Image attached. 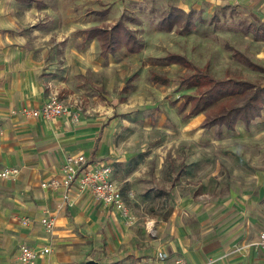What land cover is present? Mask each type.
<instances>
[{"label": "rangeland", "instance_id": "rangeland-1", "mask_svg": "<svg viewBox=\"0 0 264 264\" xmlns=\"http://www.w3.org/2000/svg\"><path fill=\"white\" fill-rule=\"evenodd\" d=\"M34 1L0 0V39H55V79L62 82L59 96L79 95L91 113L88 117L82 109L83 120L115 118L117 149L134 153V162L142 170L137 185L164 190L170 186L173 195H193L192 206L201 207L208 218L214 214L222 223L250 219L258 236L248 246L259 245L264 232V105L248 124L239 120L232 129L203 127L205 112L187 115L188 105L178 108L182 94L194 92L195 87L178 86V77L191 69L169 61L167 55L182 54L201 68L207 63V71L215 77L230 75L264 84V71L232 52L237 49L264 66V39H255L246 30V23H259L262 15L241 4L230 7V12L219 7L213 22L192 17L187 28L179 31L159 23L165 12L159 4L164 0ZM120 17L143 43L138 51L122 45L114 53L102 54L97 38L83 42L82 29L94 24L109 27ZM152 71L169 76L171 82L152 81ZM25 106L11 113L22 115L19 110ZM71 120L77 123L79 118ZM84 145L87 142L64 156L76 154L88 160ZM127 197L134 200L135 195L131 192ZM135 209L137 214L151 210L139 205ZM14 242L15 236L7 240L0 235V264H18ZM71 245L67 264L106 261L100 249L103 239L98 244L78 231ZM240 245H232L229 253L240 250Z\"/></svg>", "mask_w": 264, "mask_h": 264}, {"label": "crops", "instance_id": "crops-1", "mask_svg": "<svg viewBox=\"0 0 264 264\" xmlns=\"http://www.w3.org/2000/svg\"><path fill=\"white\" fill-rule=\"evenodd\" d=\"M236 4L262 15L261 22L246 23V30L253 35L247 27L264 23V0H164L159 10L177 6L192 11V17L200 22H213L219 16V7L229 8L230 12V7ZM48 40L0 39V123L4 129L0 137V168H19L15 178L0 177V235L7 240L15 236L16 262L20 264L19 246L28 244L49 248L38 255L36 264H67L71 258L68 250L79 231L98 244L104 240L100 249L105 252L106 261L100 260V264H159L154 259L158 250H165L170 258L182 256L187 264H264L261 247L248 246L258 236L250 219L222 223L214 214L208 218L201 207L192 206L193 195H173L170 186L164 190L137 185L142 170L134 162V153L117 149L120 138L115 132V118L83 120L82 109L88 117L91 113L79 95L59 96L70 102L72 110L80 108L77 123L70 115L43 119L11 113V109L21 105L41 106L51 91L59 92L62 82L55 79V39ZM85 142L83 149L91 163L111 164V177L119 185L131 217L122 216L89 192L72 189L65 198L63 187L55 190L41 187L42 180L60 171L64 154L79 151ZM131 192L134 200L127 197ZM137 205L151 210L137 214ZM50 215L55 223L48 232L41 219ZM23 216L31 219L29 225L21 224ZM137 223L141 227H136ZM238 242L240 250L229 253Z\"/></svg>", "mask_w": 264, "mask_h": 264}, {"label": "trees", "instance_id": "trees-1", "mask_svg": "<svg viewBox=\"0 0 264 264\" xmlns=\"http://www.w3.org/2000/svg\"><path fill=\"white\" fill-rule=\"evenodd\" d=\"M22 1L30 2L31 0ZM192 16V11L186 12L177 6H170L160 17L159 23L169 30L179 28V31H182V29L187 28ZM214 18H210L209 21L214 20ZM247 29L252 31L254 38L264 39V23L253 24ZM82 31L85 40L97 38L102 54L114 53L122 45H125L130 52H136L143 45L125 24L123 17H120L109 27L94 24L85 27ZM232 52L241 56L247 64L264 71L263 65L251 60L239 50L233 49ZM167 59L171 62L181 63L191 69L189 73H184L178 77V86L186 85L187 87H195V89L193 93L182 94V101L178 108L183 110L188 105L187 115L200 111L205 112L202 121L203 127L224 125L232 129L237 121L241 120L244 124H248L260 115L264 105V84L237 76L215 77L207 71V63L201 68L193 65L184 55L179 53H169ZM135 76L134 73L130 78ZM150 79L161 84H169L172 80L169 76L155 71L150 72ZM123 89L126 90L127 86H124Z\"/></svg>", "mask_w": 264, "mask_h": 264}, {"label": "built area", "instance_id": "built-area-1", "mask_svg": "<svg viewBox=\"0 0 264 264\" xmlns=\"http://www.w3.org/2000/svg\"><path fill=\"white\" fill-rule=\"evenodd\" d=\"M77 104L80 100L76 99ZM78 109L72 110L70 102L61 99L57 91H51L48 99L38 107H22L19 112L24 116L40 117L50 119L61 115H70L73 120L78 119ZM14 112V110H12ZM4 129L0 123V137ZM112 166L108 162H87L82 156L76 154L65 155L60 171L41 181L40 185L46 189L55 190L64 188V197H68L69 192L75 189L78 193L89 192L100 202L118 210L122 216L131 217L129 208L125 203L121 189L117 182L111 177ZM19 174V168L16 166H4L0 168L1 178H15ZM21 224L29 225L31 219L23 216L20 219ZM46 229H51L55 223L53 216H46L41 219ZM259 246L264 251V232L261 233ZM48 247L36 248L28 244H21L18 248V260L20 264H36V258L42 253L48 252ZM154 259L159 264H187L182 256L170 258L165 250H158Z\"/></svg>", "mask_w": 264, "mask_h": 264}, {"label": "water", "instance_id": "water-1", "mask_svg": "<svg viewBox=\"0 0 264 264\" xmlns=\"http://www.w3.org/2000/svg\"><path fill=\"white\" fill-rule=\"evenodd\" d=\"M83 264H100V263L94 259H88Z\"/></svg>", "mask_w": 264, "mask_h": 264}]
</instances>
